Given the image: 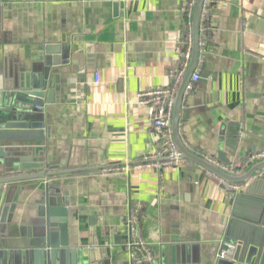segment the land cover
Here are the masks:
<instances>
[{
    "label": "crops",
    "instance_id": "crops-1",
    "mask_svg": "<svg viewBox=\"0 0 264 264\" xmlns=\"http://www.w3.org/2000/svg\"><path fill=\"white\" fill-rule=\"evenodd\" d=\"M187 2L0 0V103L45 69L55 99L40 108L42 140L0 158V168L24 156L60 171L83 169L52 179L59 192L49 206L65 219V248L82 264H132L122 227L131 205L141 207V234L152 249L146 264H205L221 247L234 253L264 238V177L229 191L190 160L137 165L159 144L138 94L172 87L183 68ZM206 26L179 133L191 152L241 175L264 150V0H211ZM54 57L60 63L47 66ZM124 165L129 172L109 170ZM31 171L38 169L5 173ZM43 182L7 184L12 210L0 238L13 250L28 249L43 230Z\"/></svg>",
    "mask_w": 264,
    "mask_h": 264
},
{
    "label": "water",
    "instance_id": "water-1",
    "mask_svg": "<svg viewBox=\"0 0 264 264\" xmlns=\"http://www.w3.org/2000/svg\"><path fill=\"white\" fill-rule=\"evenodd\" d=\"M203 1H196L192 13V52L187 71L175 95L171 116L172 136L182 159L193 161L228 182L239 183L251 179L254 172L264 168V159L253 161L245 173L235 175L214 165L204 157L191 152L184 145L179 133L183 93L194 71L198 57V25ZM59 63V57H54L51 63H47V66ZM47 75L48 71L45 69L42 78H32L31 80L27 78L26 82L24 81L25 85H21L23 88L17 98L9 102L5 100L0 103V158L10 155L16 156L17 152L26 150L25 146H29L31 140H42L44 131L43 115L40 108L43 107V101L47 104H53L55 100L53 97V86L50 84ZM19 141L22 143L20 145L22 147L16 145V142ZM12 146L17 147H15L16 149H11ZM223 156V153L220 152V159L225 161ZM2 165L3 167L0 168V233H2L1 227L6 222L8 212L12 210V205L9 203L10 190L7 184L35 178L44 180L39 188L46 193L43 202L47 203L48 209L46 211L45 204L40 207L42 209L41 214L45 217V224L38 239L31 242L28 249L13 250L11 248L14 245L11 242L0 238V264H82L83 259L79 254L76 255L74 249L65 248L67 246V241L65 240L67 223H65L64 218L55 217V213H58V211L51 207H54L52 203L56 200L55 197L59 192L52 184V179L59 175L74 173L83 169L60 171L56 165H47L45 161L31 162L28 157L25 158L24 156L19 157L16 161L2 163ZM32 169H38V171L18 173L17 175L6 174L11 170L23 171ZM255 182L259 183L260 181L257 180ZM262 206L263 204L261 203ZM59 211H61L59 213H62L63 209ZM205 264H264V238H259L246 248H237L234 253L232 251L227 257H216V259Z\"/></svg>",
    "mask_w": 264,
    "mask_h": 264
},
{
    "label": "built area",
    "instance_id": "built-area-1",
    "mask_svg": "<svg viewBox=\"0 0 264 264\" xmlns=\"http://www.w3.org/2000/svg\"><path fill=\"white\" fill-rule=\"evenodd\" d=\"M197 0H188L186 5L185 17H186V49L183 52V68L178 72L173 80L172 87H157L142 91L138 94L139 103L147 106L148 115L152 123L153 129L156 132L158 138V146L155 151L150 153L145 159L138 163L139 166L148 168H167L175 167L183 161L180 156V152L173 140L172 129H171V116L174 107L175 95L180 83L181 77L184 73V69L188 64L191 56V43H192V29H191V18L193 9ZM211 0H204L202 9L199 17L198 25V51H203L205 47L204 33L206 32L207 24V12L209 10ZM200 75L195 69L190 77V82L186 85L183 97L186 96L187 92L191 89L192 83L199 79ZM205 159L211 163L214 161L208 156H204ZM264 159V150L254 153L251 156L252 161ZM130 166L124 165L121 167H115L109 169L113 172H129ZM225 170V169H224ZM227 171V170H226ZM207 174L215 178L219 184L229 191H237L241 186L235 182H228L214 173L207 171ZM264 177V168H261L254 172L253 178ZM140 210L141 207L131 205L128 213L125 216L123 222L124 230V242L123 246L126 249L129 259L132 264H146L152 262L153 253L152 249L142 237L140 229ZM233 251L232 246H224L219 248L217 257H227Z\"/></svg>",
    "mask_w": 264,
    "mask_h": 264
},
{
    "label": "trees",
    "instance_id": "trees-1",
    "mask_svg": "<svg viewBox=\"0 0 264 264\" xmlns=\"http://www.w3.org/2000/svg\"><path fill=\"white\" fill-rule=\"evenodd\" d=\"M211 4V3H210Z\"/></svg>",
    "mask_w": 264,
    "mask_h": 264
}]
</instances>
